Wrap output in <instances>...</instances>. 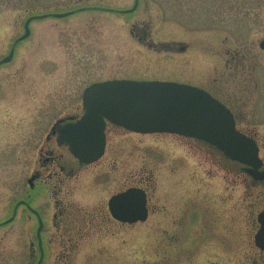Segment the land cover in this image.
<instances>
[{
	"label": "rangeland",
	"instance_id": "1",
	"mask_svg": "<svg viewBox=\"0 0 264 264\" xmlns=\"http://www.w3.org/2000/svg\"><path fill=\"white\" fill-rule=\"evenodd\" d=\"M135 2L0 0V61L15 48L12 60L0 65V224L12 216L18 201L31 199L33 209L42 211L47 220L45 264H59L63 241L69 248L65 252L74 255L72 264H188L182 253L200 250L207 238L194 236V221L183 230L178 228L176 232H182L175 239L170 237L176 229L173 222L159 224L150 216L144 223L124 228L101 215V227L89 232L90 238L74 253V227L69 226L75 238H62V228H55V193L41 185L34 190L28 186V179L39 169L38 147L57 121L74 117L64 120L63 126L82 116L83 92L90 85L125 79L182 83L185 69L195 65L187 62L192 52L198 70L206 39L208 45H216L228 36H244L241 43H258L264 37V0H139L129 12ZM69 12L64 18L52 16ZM30 18L29 35L16 43ZM173 42L190 48L175 56L162 47ZM260 112L264 114V106ZM110 134L109 144L117 153H108L89 171L95 167L117 171L125 165L129 176L142 171L159 181L174 176L172 172L181 166L199 173L204 164L200 143H191L189 149L186 142L166 134L136 136L122 128H112ZM207 169L217 172L210 163ZM175 180L159 181L157 186L167 189L166 184ZM88 187L86 178L70 201L78 199L85 205L81 199L95 197L86 207L98 211L114 193L100 184L102 191L89 195ZM36 226L35 216L21 206L14 221L0 227V264L31 263ZM215 239L221 236H211V241Z\"/></svg>",
	"mask_w": 264,
	"mask_h": 264
},
{
	"label": "flooded vegetation",
	"instance_id": "2",
	"mask_svg": "<svg viewBox=\"0 0 264 264\" xmlns=\"http://www.w3.org/2000/svg\"><path fill=\"white\" fill-rule=\"evenodd\" d=\"M236 33L239 34L240 31ZM228 37L226 41L223 39L216 45H208L209 41L206 39L201 48L198 70L195 69L196 53H190L187 62L195 63V65H193L194 68L185 69L182 83L203 90L228 110L233 118L234 128L256 143L262 162L259 172H264V158L261 157L264 156V143H262L264 142V114L260 112V108L264 106V37L260 38L258 43L255 41L241 43L240 40L245 38L244 36L235 35L236 41V38ZM146 39L148 38L145 37L144 40ZM162 47L175 56L186 53L190 48L179 45L177 42ZM153 48L156 49L158 46ZM72 119L74 117H67L65 120L71 121ZM112 128L117 127L107 125L106 145L102 158L90 165L83 164L75 158L69 146L60 142L59 135L46 136L45 142L38 147L37 166L39 165V169L34 171L30 177L33 182L32 180L29 182L30 179H28L30 190L37 189L41 185L42 189L55 193L53 201L56 213L52 217L56 222L55 228H62L64 232L62 238L65 236L75 238L69 226L74 227L77 237L72 245L74 253L80 251L79 246L85 238H90L89 232L93 229L97 232V229L101 227V215L104 221L108 218L109 223L113 222L119 227L125 228L141 223L139 221L129 224L112 215L111 201L133 190L141 191L145 195L146 221L152 216L159 224L161 222L174 223L173 227L176 229L170 237L175 239L179 237L183 228L191 221L195 222L194 236L205 235L207 237L200 246V250L188 253L182 251L186 263L264 264V180L257 181L248 172L253 170L250 166L230 159L223 151L202 139L169 135L186 142L185 147L189 149L193 142L203 144L199 150L204 164L199 167V173L192 172V168L187 166H181L177 168L178 172H172L174 176L158 178L161 182L176 178L173 183L166 184L167 189L157 186L159 181L156 180L154 174L150 176L139 171L129 176L125 165L117 168V171L105 170L102 167H95L94 170L89 171L90 167L98 166L99 162L108 156V153L114 151L109 144ZM66 149L67 154L64 151ZM186 152L191 156V150H186ZM116 153L117 150L114 151V154ZM208 163L217 170L216 173L208 171ZM86 178H88V188L91 189L88 191L89 195L100 193L102 191L100 184L105 185L103 189L109 192L113 190L114 193L110 194L106 203L100 204L106 215L101 208L96 211L86 207L91 204L92 199L94 201L95 197L81 199L87 203L85 205L78 199L76 202L73 198L70 201V195H74L76 188ZM240 190H242V195ZM156 192L160 194L156 195ZM21 206H25L37 220L34 243L30 244V264H45L48 258L45 215L42 211L33 209L31 199L21 200L13 207L12 216L8 219L9 223L14 221ZM112 208L116 212L119 211L114 206ZM122 210L127 212L126 206L124 209L121 207V213ZM178 228L182 230L176 232ZM213 235H220L221 239L211 241ZM63 242H61L62 251L59 253V264H72L74 255L65 252L69 248ZM33 258L34 262H32Z\"/></svg>",
	"mask_w": 264,
	"mask_h": 264
},
{
	"label": "water",
	"instance_id": "3",
	"mask_svg": "<svg viewBox=\"0 0 264 264\" xmlns=\"http://www.w3.org/2000/svg\"><path fill=\"white\" fill-rule=\"evenodd\" d=\"M138 5V0L133 9ZM72 12L52 15L64 18ZM29 21L24 26L29 35ZM264 46V45H263ZM0 61L8 63L14 56ZM83 116L76 122L63 126L60 120L52 126L49 135H59L60 142L69 146L71 153L83 164H92L104 154L106 145V123L125 130L141 133H169L193 137L223 151L230 159L250 166L257 181L264 180L259 172L262 162L254 141L234 128L233 118L217 99L195 87L170 82L113 80L95 83L83 94ZM31 181V180H30ZM112 215L129 224L146 220V200L141 191H128L115 197L111 203ZM119 211H114L112 207ZM126 211L122 213L121 207Z\"/></svg>",
	"mask_w": 264,
	"mask_h": 264
}]
</instances>
